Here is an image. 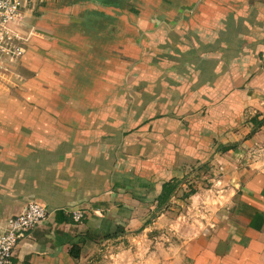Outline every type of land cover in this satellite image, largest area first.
<instances>
[{
  "label": "crops",
  "instance_id": "1",
  "mask_svg": "<svg viewBox=\"0 0 264 264\" xmlns=\"http://www.w3.org/2000/svg\"><path fill=\"white\" fill-rule=\"evenodd\" d=\"M28 1L0 74V233L47 216L10 264H264V0ZM186 175L214 190L157 214Z\"/></svg>",
  "mask_w": 264,
  "mask_h": 264
},
{
  "label": "built area",
  "instance_id": "2",
  "mask_svg": "<svg viewBox=\"0 0 264 264\" xmlns=\"http://www.w3.org/2000/svg\"><path fill=\"white\" fill-rule=\"evenodd\" d=\"M28 0H0V74L5 71L6 62L18 60L23 55L18 25L23 20V10ZM23 41V40H21ZM18 42V43H17ZM47 210L37 202H30L22 213L7 219L0 233V264H10L18 241L43 221ZM73 222L84 219L83 211L70 212Z\"/></svg>",
  "mask_w": 264,
  "mask_h": 264
},
{
  "label": "trees",
  "instance_id": "3",
  "mask_svg": "<svg viewBox=\"0 0 264 264\" xmlns=\"http://www.w3.org/2000/svg\"><path fill=\"white\" fill-rule=\"evenodd\" d=\"M252 122H253V129H252L251 133H253L257 128H259L263 124V121L255 122V120L254 121L252 120ZM234 147H235L234 145H226V146L219 145L216 148L215 152L216 153L217 152H226V151H228ZM203 168H205V167L200 166V167L192 169L191 172L192 173L198 172V171L202 170ZM181 186H186L185 191H182V194H181V198L184 200L188 199L191 195L195 194V192H196L195 187L193 185H191L190 183H187L186 179H182L180 181H171V182L165 183L162 186L160 195L157 197V205H156V209H155L157 214L160 213L161 211H163L169 205L170 199L172 197H174L175 195H177ZM107 237L108 238L115 237V234H110ZM70 253L72 254L73 257H77L78 256L77 248L73 247L71 249Z\"/></svg>",
  "mask_w": 264,
  "mask_h": 264
},
{
  "label": "rangeland",
  "instance_id": "4",
  "mask_svg": "<svg viewBox=\"0 0 264 264\" xmlns=\"http://www.w3.org/2000/svg\"><path fill=\"white\" fill-rule=\"evenodd\" d=\"M39 0H37V5L36 6H38L40 3H42V2H38ZM18 27L20 28V27H23L21 24H19L18 25ZM21 31V30H20ZM22 32L23 33H25V31H23L22 30ZM21 32V33H22ZM20 37H22V39L21 40H23L24 39V37H23V35L22 36H20ZM20 40V43H21V46H22V41ZM18 43V42H17ZM23 48V47H22ZM23 52H24V50H23ZM17 60V59H16ZM16 60H13V61H11V62H9L8 61V64H10V63H13L14 61H16ZM201 171V170H200ZM202 171H205L206 172V170H205V168H203L202 169ZM199 172V171H198ZM191 173V172H190ZM195 173V172H194ZM194 173H191V174H194ZM204 174V173H203ZM202 174V175H203ZM201 175V176H202ZM214 175L217 177L218 176V174H216V173H214ZM196 177L197 176H194V177H190L189 175H186V181H187V183H191V185H193V186H195V187H197L198 188V186H200V189H198V191L199 192H202V191H207V190H214L213 189V184L214 183H208V182H205V180H204V178H203V180H199V179H196ZM202 177H204V176H202ZM215 177V178H216ZM197 180H198V182H201V184L200 185H198L197 184ZM205 184H204V183ZM207 185V186H206ZM184 207L183 208H180L179 209V211L178 212H174V214L172 213V215H173V218H174V220H180V223L181 222H183V223H187L188 221H193L194 219L195 220H202V218H200V215H202L203 213H196V212H198L199 210H200V208H199V206L201 205H203V203L202 202H196V207H195V209H194V207H192V205H190V203H188V202H184ZM190 209V210H189ZM196 209H198V211H196Z\"/></svg>",
  "mask_w": 264,
  "mask_h": 264
}]
</instances>
